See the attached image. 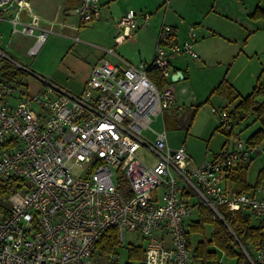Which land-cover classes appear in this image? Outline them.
<instances>
[{
  "label": "built area",
  "instance_id": "1",
  "mask_svg": "<svg viewBox=\"0 0 264 264\" xmlns=\"http://www.w3.org/2000/svg\"><path fill=\"white\" fill-rule=\"evenodd\" d=\"M74 13L78 22L49 20L29 0H0V21L9 22L10 38L32 37L30 56L54 28L63 34L96 20L99 0H80ZM141 18L146 23L150 13L127 10L117 22L115 41L134 38ZM193 35L190 26V38L178 42L174 29L162 23L152 60L140 64L112 47L102 48L104 55L80 93L36 76L42 83L38 92L15 96L17 85L3 86L0 72V181L17 180L6 210H0V264H100L98 242L110 227L116 229L119 246L128 244L130 232L142 235L143 264H194L187 220L196 205L222 221L221 206L253 215L261 226L254 253L236 241L248 264H264V179L254 192H239L225 181L234 165L264 153V140L250 144L233 133L229 145L200 163L184 144L172 148L168 142L163 115L175 107L171 83L182 79L172 63L182 55L198 58ZM0 56L5 64L15 63L1 50ZM155 70L166 81L163 86L152 78ZM213 111L219 126L231 131L230 111ZM158 117L162 126L157 129L151 123ZM140 150L152 160L143 159ZM120 175L129 197L118 189ZM105 257L111 261L118 255ZM218 264L232 262L221 251Z\"/></svg>",
  "mask_w": 264,
  "mask_h": 264
},
{
  "label": "rangeland",
  "instance_id": "2",
  "mask_svg": "<svg viewBox=\"0 0 264 264\" xmlns=\"http://www.w3.org/2000/svg\"><path fill=\"white\" fill-rule=\"evenodd\" d=\"M214 1L215 6L213 8ZM254 1L255 0L173 1L178 7L175 8V11H172L173 15L178 17L177 14L181 13L185 19L189 16L198 15L200 20L204 19L200 25V27L203 28L202 31L207 32L209 35L211 33H216L214 37L209 36L204 41L200 39L195 47L197 51H200L198 50V46L201 45L205 53L209 51V59L206 64H203V61L199 58L179 59L180 61L188 62L190 74L186 76L187 78L180 81L182 87L177 86L175 82L171 83L173 84L175 107H171L164 111L168 119L167 123L165 121V126L169 145L172 148H177L181 146V144H184L188 152L197 162L206 155V158H209L213 149L217 150L215 152L217 153L220 150V145L226 139L223 132L225 133L227 131L219 126L218 113L213 111V109L216 111H221L223 109L229 110L234 105V103H231L230 100L226 98L227 93L211 94L212 89L217 86L222 78H225L226 71L230 68V78H238L240 83L243 84L239 87V91L245 93L243 89L246 88L248 84L249 69L254 67L256 58L262 55L258 48L260 47L264 33L259 32L264 29L256 31V27L253 25L252 21L248 19L246 24L239 23V21L245 18L247 13H252L254 11V5H256ZM168 2L161 4L158 11H155L157 12L156 15H164L163 9L165 8L166 10V8H168L170 0H168ZM260 5L264 7V0H261ZM222 11L232 17L236 14L237 20H225L218 14ZM70 16H73L74 19L77 17L74 15V11L70 12ZM100 22L101 23L96 25L94 22L90 21L86 23L79 32L65 29L63 34H58L56 32L57 28H54L53 32L49 34L43 42L38 53L34 56H30L27 54V48L32 43V37L23 34H15L13 38H10L9 22L0 21L1 36H3L0 43V50L15 62L13 65L9 64L10 66H7L5 64L7 61L6 58L0 56V68L6 67L8 71L15 72L13 84L15 86L17 85V87L14 91V95L17 96L19 92L32 94L38 92L42 87V83L36 76L49 79L51 82L72 93H79L83 82H85L94 66L93 62L95 60L90 58V56H95L99 51L97 48L103 45V41L101 40L107 37L105 34L113 32L114 30V24H112V22H107L105 24L102 23V20H100ZM238 23L242 25V27H245L242 31L239 30ZM75 35H79L80 40L78 42H74L72 39ZM246 35L249 37L247 40L248 51L244 49L240 50L243 47V37L245 38ZM228 42L231 43V47H228ZM253 52L254 56L252 58L246 56V54H253ZM255 52L257 53L255 54ZM238 53H240V55L236 58ZM142 62L144 61L137 60L133 63L140 64ZM18 67L24 69V71H19ZM261 80H264V77H262ZM182 89H185V91L183 92ZM191 95H195L196 100L191 101L189 98ZM207 97L210 98L208 102L205 101ZM178 105H182L184 109H176ZM195 106H198V108L194 111ZM151 126L158 129L160 127L159 120L153 121ZM217 127H219V129H217ZM258 128H260V124L254 121V118L249 115L240 120L239 124L233 128L232 133H239L245 138ZM226 145H229V141ZM139 154L147 161L152 160L151 154L144 150H140ZM262 165H264V153L256 156L249 165L246 176L249 183L255 182L258 170ZM197 214V212H194L191 218L195 219ZM250 216L252 217V222L255 224L256 218L251 214ZM212 226V223L205 224V234L207 236L211 234ZM200 238L201 236L198 233H193L190 236L192 250L195 248ZM127 243L128 246H139L142 248L145 246L144 238L137 232L129 233ZM249 251L251 254L254 253L252 248H250ZM117 253L119 263L131 261L128 256L127 247L118 248ZM133 262L137 263V260H133Z\"/></svg>",
  "mask_w": 264,
  "mask_h": 264
},
{
  "label": "crops",
  "instance_id": "3",
  "mask_svg": "<svg viewBox=\"0 0 264 264\" xmlns=\"http://www.w3.org/2000/svg\"><path fill=\"white\" fill-rule=\"evenodd\" d=\"M173 1L174 0H170V4L168 5V8H166V10H165V8L163 9L164 15L160 16V14L156 15L157 12H155V11H158L161 4H163L165 2L167 3L168 0H161V1L160 0L159 1H157V0H99L100 14H99V17L92 22H94L96 25L101 23L100 20H102L103 24H105L107 22H112V24H114L113 25L114 30H113V32H108L105 34V36H107V37H105L103 40H101V41H103V45H101V47L97 48V49H99V51L96 53L95 56L94 55L90 56V58L95 60L93 62V65L97 62V60L102 55H104L102 48H107V47H112L120 56H122L124 59H126L127 61H129L131 63H133L137 60L138 61H144V62H150L152 60L153 54H154L155 39H156L157 33H158L159 28H160L162 23L168 24L169 26H171L174 29L175 36H176V39L178 42H182L184 39L190 38L189 37V28H190V26H193L195 28L194 29V35L191 38V40L193 42V49L197 53L198 58L203 61L202 63L206 64L207 60L209 59V54H208L209 51H207V53H205L201 45L198 46V50H200V51H197L195 47L197 46V42L200 39L202 41H204L209 36L214 37L216 35V33H213V34L211 33L209 35L207 32L202 31L203 28H201L200 25L202 24L201 22H203L204 19L200 20L198 15L189 16L186 19L182 16L181 13L177 14L178 17L173 15L172 11H175L176 10L175 8H178L175 5V3H173ZM29 2L31 4V7L33 8V10L43 18H46L49 20H61V21H66V22H78L77 17L74 19L73 16H70V12L74 11L75 6L80 2V0H29ZM254 3H256V5H254V9L257 6L264 9V7H262L260 5L261 0H259V1L255 0ZM213 4H214L213 5V8H214L215 1L213 2ZM129 9H133L136 12H141V13L142 12H149L150 18L144 24H143L144 20L142 18L139 20L140 26L137 29L133 30V33L135 34L134 38L128 37L125 40H123L122 42H116L115 37L119 31L117 28V22L120 19V17L123 14H125V12ZM215 12H217V11H215ZM218 14H220V16L227 21H229V20L236 21L237 20L236 14L234 15V17H232L231 15H227L223 11L219 12ZM74 15H75V13H74ZM261 18H264V17H260V18L255 19V18H252L250 16V13H247V15H245V18L242 19L241 21H239V23L240 24H246L248 20L252 21V23L256 27V31H257L259 29H264V19H261ZM260 21H262V22H260ZM239 23H238L239 30L242 31V29L245 27H242V25H240ZM83 26L84 25L80 26L79 30L74 31V32H79ZM196 26H197V28H196ZM71 31H73V30H71ZM0 32H2L1 29H0ZM259 33H264V30H261ZM76 36L79 37V35H76ZM11 38H13V37H11ZM248 38L249 37H247V35L245 36V38L243 37V40H242L243 47L240 50L244 49V50L248 51V49H247L248 48V46H247ZM227 45H228V47H231L230 42H228ZM258 50H259L260 54H262V55L259 58L258 57L256 58V62H255L254 67L249 69L250 73L248 74V76H249V79L247 81L248 84H247L246 88L243 89V92H245V93H242L241 91H239L240 90L239 87L242 86L243 84L240 83L238 78H236V79L230 78V75H229L230 68L226 71L225 78H222L220 80V82L222 80H225L228 84L233 86L238 91V93L240 94V97H244L245 95L250 93L251 90L253 89V87L257 84V82H260L262 84V86H264V83H262V82H264V80H261V78L264 77V57H262V56H264V36H262V41L260 43V47L258 48ZM256 53L257 52H255V54ZM239 55H240V53H238L236 55L237 56L236 58H238ZM246 56H248L249 58H252L254 56V52H253V54L248 53V54H246ZM181 58L194 59V58L189 57L187 55H182L173 61V63H172L173 71L180 78H182V79L175 82V83H177L176 85L179 87H182V84H180V81L187 78L186 76H189V74H190L188 64H187L188 62L180 61L179 59H181ZM133 64H135V63H133ZM84 83L85 82H83V85H84ZM83 85L80 88L81 91L83 90ZM182 91L184 92L185 89H182ZM219 93H227V92L222 91ZM211 94H213V93H211ZM192 97H194V100H196L195 95H191L189 97L190 100ZM226 98L229 99L228 95ZM208 99H210V98L207 97L205 101L208 102L209 101ZM239 100H240V98H237L234 101L230 100V102L234 103V105L231 109H229L227 111L231 112ZM223 110H226V109H223ZM163 119H164V122L167 119L165 114L163 115ZM158 120L160 122V127H161L162 126V117H158V119L156 121H158ZM232 131H233V128L231 131H227L225 133L223 132L226 139L220 145V149L223 146H225L228 143V141L230 143V139L232 137V135H230V134H233ZM248 136L245 138L247 139ZM216 151L217 150L213 149L211 151V154L209 155L210 156L209 158H206V156H207L206 155V156H204L205 158L203 157L202 159H199L198 162L196 160H194V158L192 157V155L190 153L189 154L191 155V157L195 163H200L203 161L210 160ZM254 159H255V157L251 160H245V161L239 162L237 165H234L233 168L230 171H228L225 175L226 176L225 177L226 184L229 187L238 190L236 182L232 178L233 171L242 167V166H245L246 176H247L248 167ZM261 168H264V165H262ZM256 179H257V176H256ZM246 181H247V178H246ZM247 183L250 185V187H249V189H247L244 192H254L259 186V185L255 186L254 185L255 182L249 183L247 181ZM247 213L249 214V212H247ZM250 218L252 219L251 216H250ZM257 223H258V220L256 219V224Z\"/></svg>",
  "mask_w": 264,
  "mask_h": 264
},
{
  "label": "trees",
  "instance_id": "4",
  "mask_svg": "<svg viewBox=\"0 0 264 264\" xmlns=\"http://www.w3.org/2000/svg\"><path fill=\"white\" fill-rule=\"evenodd\" d=\"M252 18L264 17V9L257 6L252 13ZM10 66L9 64H6ZM5 70V71H3ZM0 72L4 79L3 86L9 87L15 77V72H10L6 67H1ZM20 71L21 69L18 68ZM22 71V70H21ZM152 78L156 81L158 86H163L165 80L159 75L158 71H151ZM226 91L231 101L240 98L238 103L235 105L233 110L230 112L232 119V128L236 127L240 120L247 116H252L254 121L260 124V128L251 133L247 141L250 144H256L264 140V100L258 99L264 96V86L260 82L253 87L250 93L244 97H240L238 91L228 84L225 80H222L211 93H219ZM209 100V99H208ZM198 106H195L194 111L197 110ZM166 119V123H167ZM219 129V127H217ZM232 178L236 182L239 192H244L249 189L250 185L246 181V169L242 166L233 171ZM264 179V168L259 169L255 186L259 185L261 180ZM118 189L125 196L129 197L130 191L127 186L125 178L120 175L118 179ZM17 185V180L10 179L0 181V210L5 211L7 208L6 198L13 188ZM254 186V187H255ZM220 213L223 216L224 221L230 227L232 233L224 224V221L218 217H213L203 206L196 205L193 210L197 212V217L192 219L191 217L187 220L188 240L190 242V236L193 233L200 234L201 238L198 240L195 248L192 250L194 264H218L220 252L223 251L225 256L233 262V264H248L246 256L243 250L240 248L236 239L242 244V246L248 251L259 238H261V226L259 222L254 224L250 215L244 211L230 212L224 206L219 208ZM212 223V231L209 236L205 234V224ZM127 247L128 256L131 261L126 263H119L118 258L116 260L105 261V254L117 253L118 248ZM192 247V246H191ZM97 258L100 264H143V248L139 246H128V244L119 246L116 241V229L110 227L102 234L98 246H97ZM219 251V253H218ZM133 260H137L134 263Z\"/></svg>",
  "mask_w": 264,
  "mask_h": 264
},
{
  "label": "water",
  "instance_id": "5",
  "mask_svg": "<svg viewBox=\"0 0 264 264\" xmlns=\"http://www.w3.org/2000/svg\"><path fill=\"white\" fill-rule=\"evenodd\" d=\"M174 78V76H172V79ZM258 99H260V101L261 100H264V96H261V97H259ZM240 245V244H239Z\"/></svg>",
  "mask_w": 264,
  "mask_h": 264
}]
</instances>
